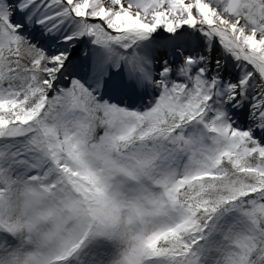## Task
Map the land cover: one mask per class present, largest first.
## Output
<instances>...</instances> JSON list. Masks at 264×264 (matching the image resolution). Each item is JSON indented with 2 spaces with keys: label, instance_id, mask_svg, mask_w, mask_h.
Here are the masks:
<instances>
[{
  "label": "snow or ice",
  "instance_id": "obj_1",
  "mask_svg": "<svg viewBox=\"0 0 264 264\" xmlns=\"http://www.w3.org/2000/svg\"><path fill=\"white\" fill-rule=\"evenodd\" d=\"M0 264H264V0H0Z\"/></svg>",
  "mask_w": 264,
  "mask_h": 264
}]
</instances>
